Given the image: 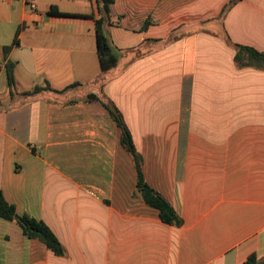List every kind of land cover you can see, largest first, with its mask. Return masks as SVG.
Wrapping results in <instances>:
<instances>
[{"label": "crops", "instance_id": "obj_1", "mask_svg": "<svg viewBox=\"0 0 264 264\" xmlns=\"http://www.w3.org/2000/svg\"><path fill=\"white\" fill-rule=\"evenodd\" d=\"M34 1L0 0V191L66 256L0 218V264H264V69L226 42L264 53V0H112L105 74L99 0ZM102 100L181 227L136 193Z\"/></svg>", "mask_w": 264, "mask_h": 264}, {"label": "trees", "instance_id": "obj_2", "mask_svg": "<svg viewBox=\"0 0 264 264\" xmlns=\"http://www.w3.org/2000/svg\"><path fill=\"white\" fill-rule=\"evenodd\" d=\"M99 2L102 4V8H99L101 18L95 20L94 26L96 35V49L100 62V69L101 73L105 74L116 67L118 63V52L116 48L113 47L106 31V27L110 25L109 5L112 4L113 1L99 0ZM48 15L86 18L85 16L63 14L54 10H51ZM147 26L148 23L144 25V29H146ZM226 42L236 50L234 62L238 68L253 67L256 69H264V53H260L248 47L231 44L227 37ZM15 43L16 41H14V44ZM14 68L15 63L13 62H7L5 64L7 85L10 89V92L15 89L16 85ZM34 92H37V89H35ZM90 99L98 100L96 96H91ZM101 103L120 131V145L132 158L136 174V193L140 195L141 200L146 205L157 210L158 217L162 223L174 227H181L183 224L182 219L179 217L171 204L160 193L155 191L145 182L142 155L137 151L133 143L131 133L125 124L121 113L110 101L102 100ZM0 218L5 221L15 222L21 229L24 236L29 239L41 242L54 255L58 257L66 256L65 249L60 244L50 228L41 220H36L28 215H19L16 212L15 206L5 200L1 191ZM253 259V256L250 257L247 261V264H251Z\"/></svg>", "mask_w": 264, "mask_h": 264}, {"label": "built area", "instance_id": "obj_3", "mask_svg": "<svg viewBox=\"0 0 264 264\" xmlns=\"http://www.w3.org/2000/svg\"><path fill=\"white\" fill-rule=\"evenodd\" d=\"M24 2V4H26L30 10L35 11L36 10V3L34 0H19Z\"/></svg>", "mask_w": 264, "mask_h": 264}]
</instances>
